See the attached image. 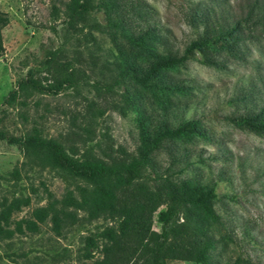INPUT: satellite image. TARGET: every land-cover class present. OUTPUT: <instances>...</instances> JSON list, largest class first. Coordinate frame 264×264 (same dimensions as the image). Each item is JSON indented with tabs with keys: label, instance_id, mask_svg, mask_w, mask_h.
<instances>
[{
	"label": "rangeland",
	"instance_id": "374dc122",
	"mask_svg": "<svg viewBox=\"0 0 264 264\" xmlns=\"http://www.w3.org/2000/svg\"><path fill=\"white\" fill-rule=\"evenodd\" d=\"M67 0H0L8 18L2 30L4 55L0 57V203L29 198L30 203L12 216L10 229L32 211L59 201L82 185L62 172L42 167L26 158L8 138L37 132L41 138L60 141L76 157L90 154L104 161L128 160L139 145L137 112L125 99L136 89L127 81L115 84L122 62L118 51L128 52L121 39L115 43L94 28L72 29L62 13ZM134 5L142 18L129 15L133 32L154 29L167 48L181 52L203 26L190 22L193 10H209L210 17L231 24L253 8L254 22L264 16V0H123ZM138 6V7H137ZM91 20L106 26L105 14L95 10ZM263 22V21H261ZM241 47V59L219 57L221 68L191 59L168 75L186 86L182 94L166 97L165 108L153 89L141 91L135 100L139 111L153 119L162 116L176 126L182 120H198L205 137L194 136L167 143L178 159L173 170L180 179L196 178L214 185L212 213L217 242L213 264H264V137L240 129L230 118L264 107V33L256 27ZM158 50L162 47L159 45ZM50 53L56 62L74 70L76 84L57 95L33 93L5 103L17 82L34 69L37 77L51 82L43 64ZM152 119V120H153ZM154 160L162 171L170 163L169 152L160 150ZM150 173L149 170L146 174ZM164 210L160 207L159 211ZM77 212V221L64 225L60 234L48 217L36 233L24 229L10 238H0V264H82L101 258V233L109 220L89 221ZM154 215L153 229L160 230ZM168 264H196L170 261ZM241 264V263H239Z\"/></svg>",
	"mask_w": 264,
	"mask_h": 264
},
{
	"label": "trees",
	"instance_id": "16d2710c",
	"mask_svg": "<svg viewBox=\"0 0 264 264\" xmlns=\"http://www.w3.org/2000/svg\"><path fill=\"white\" fill-rule=\"evenodd\" d=\"M95 10L105 14L106 26L91 20ZM252 12L250 8L244 18L228 24L212 19L209 10H193L190 22L203 28L178 52L167 48L149 25L136 32L131 30L129 15L142 18L134 5L129 6L123 0H67L62 13L70 28H94L114 43L121 38L127 44L128 52L118 50L122 62L115 84L127 81L136 89L132 97L129 92L124 97L137 112V154L126 161L107 162L90 154L78 158L60 141L41 138L37 132L19 139L8 138L26 158L80 180L82 185L74 192H67L59 201L60 207L52 202L36 208L32 211L33 219L16 221L14 229L9 228L13 214L28 206L30 200L16 198L1 202L0 238H10L15 232L22 234L24 229L36 233L39 224L48 217L59 235L64 225L77 221L80 211L89 221L103 218L111 223L101 233V258L82 264H168L170 261L213 264L212 252L217 242L214 228L219 223L211 210L216 200L214 185L208 186L194 177H175L181 170L174 171L172 167L179 161L167 148L171 141L205 137L201 125L195 119L182 120L176 126L164 116L153 119L145 111H139L134 102L143 97L137 90L153 89L162 93L159 100L165 109L170 104L167 95L188 90L168 72L188 60L218 69L222 67L221 56L241 59V47L250 39L251 32L258 26L264 33V16L254 22ZM7 23V15L0 11V57L4 55L2 30ZM43 64L46 73L52 75L51 82L37 77V72L30 69L9 93L6 104L12 105L18 97L33 93L54 96L76 84L75 71L56 62L55 53H50ZM229 120L240 129L264 137V107ZM4 138L0 131V139ZM160 150L168 151L171 160L162 171L154 160V154ZM147 170L150 173L146 174ZM162 206L164 210L159 211ZM156 213L159 231L153 229ZM239 263L247 264L240 260L235 262Z\"/></svg>",
	"mask_w": 264,
	"mask_h": 264
}]
</instances>
